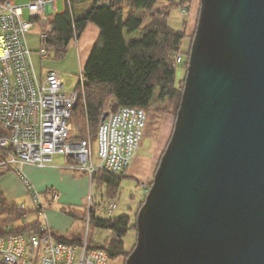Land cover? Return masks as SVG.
<instances>
[{
	"label": "water",
	"instance_id": "95a60500",
	"mask_svg": "<svg viewBox=\"0 0 264 264\" xmlns=\"http://www.w3.org/2000/svg\"><path fill=\"white\" fill-rule=\"evenodd\" d=\"M125 264H264V0H201Z\"/></svg>",
	"mask_w": 264,
	"mask_h": 264
},
{
	"label": "built area",
	"instance_id": "2783aa9c",
	"mask_svg": "<svg viewBox=\"0 0 264 264\" xmlns=\"http://www.w3.org/2000/svg\"><path fill=\"white\" fill-rule=\"evenodd\" d=\"M57 0H30L19 5L15 0L0 2V126L6 135L0 137V174L13 171L20 176L29 196V203L20 204L23 219L28 223L32 210L37 215L38 228L29 234L0 236V257L3 264H107L109 257L102 249L88 248V233L82 244L59 243L51 234L45 216L42 194L25 174V165L44 167L52 163L53 155L66 159L72 171H86L90 180L95 173L120 174L128 170L139 149L147 126V110L122 106L117 110L107 105L97 130V162L90 137L74 139L72 110L80 96L85 97V77L82 70L79 89L69 91L55 70L38 71L27 33L34 22L42 44L38 50L41 62L48 55L47 37L52 30L49 11L57 10ZM70 5L69 0H64ZM28 9L29 18L24 17ZM186 10L182 9V13ZM79 44L77 38L74 39ZM184 54L176 56L182 62ZM78 87V88H79ZM148 191L147 182H142ZM54 198L58 196L52 190ZM89 204L86 225L94 210ZM116 201H110L105 211L112 215Z\"/></svg>",
	"mask_w": 264,
	"mask_h": 264
},
{
	"label": "trees",
	"instance_id": "16d2710c",
	"mask_svg": "<svg viewBox=\"0 0 264 264\" xmlns=\"http://www.w3.org/2000/svg\"><path fill=\"white\" fill-rule=\"evenodd\" d=\"M7 1L10 0H0ZM69 1L70 5L66 4L64 11L48 16V22L53 26L46 40L49 52H53L57 57L65 56L70 43L81 37L89 22L94 23L100 31L83 69L85 103L83 96H80L72 110V118L74 113L78 116L76 119L79 126V134L74 139L86 138L83 133L87 128L86 123L96 127L108 104L112 105L113 110L122 106L142 107L147 110L157 91V98L161 101L176 100L177 116L184 85L179 86L181 79H176V56L182 53L184 41H189V49L187 52L183 50L186 53V67L188 66L190 42L194 36L193 33H187L188 18H185L181 29H176L169 25V15L170 9L176 6L189 11L193 0H168L171 1L168 4L170 9L165 13L156 10L160 0H93L85 10H77L85 0ZM138 31L141 37L127 43L126 34L131 35ZM78 87L79 84L77 89ZM6 133L0 126V137ZM120 175L121 173L104 175L103 183L108 185L107 193L110 198L114 197L108 192L110 188L119 189L122 179ZM62 210L76 219L83 218L86 221V210L82 213L71 207H64ZM7 211L16 213L23 220V229L6 230L0 226V236L14 233L27 235L38 228L35 223H26L23 219L24 211L7 204L0 195V217ZM134 216L133 221L129 215L102 218L92 213L89 220L88 248L106 251L109 260L128 257L133 249L126 248L124 239L130 229L136 228L137 231V216ZM92 225L108 229L112 235L103 242L95 243L90 235ZM50 232L59 243L82 244L84 240V234L67 237L54 234L52 229Z\"/></svg>",
	"mask_w": 264,
	"mask_h": 264
},
{
	"label": "rangeland",
	"instance_id": "374dc122",
	"mask_svg": "<svg viewBox=\"0 0 264 264\" xmlns=\"http://www.w3.org/2000/svg\"><path fill=\"white\" fill-rule=\"evenodd\" d=\"M29 1L30 0H15V2L19 5H25ZM166 1L168 0L159 1L156 5V10L159 9L160 11H163L162 13L168 12L170 6L167 5L166 7ZM81 6L82 5L77 7L78 8L77 10H80L79 8ZM200 6H201V0H193L190 10L185 13H182V9L177 6L172 7L170 9L169 25L172 28L181 29L185 18H188V20H190L191 18L192 23L190 27L194 36L199 18ZM56 7H57V11L64 10L66 7L64 0H57ZM50 13L51 12L49 11V15ZM24 17L29 18V13L27 8L24 9ZM39 28H40L39 24L37 22H34L33 27L27 33V42L30 49L32 50V56L35 67L39 72L48 69L57 71L60 77L63 79L65 88L67 90L73 91L74 89H77V86L79 84L80 74L85 67L83 65V59H82L83 56L81 55V48H80L81 45L79 44L76 45L75 40H73L69 45V49L67 50V53L63 57L55 56V54L53 52H49L50 50L48 49L47 57L43 60V62H41L40 55L38 54V50L41 49L42 47L38 33ZM138 32L140 33V31ZM191 42H190V48H191ZM188 45H189V41L185 40L182 49V53L184 54V61L176 65V79L177 80L181 79L179 81V86L184 85L185 82V75L187 72V67L185 63V59H186L185 52H187V49H189ZM183 50L186 51L184 52ZM78 89L82 91V88L79 87ZM157 94L158 91L156 92L154 99L147 108L148 126L145 132V136L133 158L130 167L128 168V170L124 171L120 175L122 176V179L120 182L119 189L117 188L115 190L114 187H111L108 192L114 197L110 198L107 193L108 185L107 183H103L104 175L109 173L107 172L95 173L92 176V179L90 180L91 181L90 185L92 187L91 192L90 190L87 192L88 194L85 199V203H86L85 210L87 213H88L89 204L91 202V198H90L91 197L90 194H91L93 200L92 211L99 210L98 212H96V215L99 217L115 218V217H120L122 215H129L131 218H133L134 221L135 220L134 215L136 216L138 215V212L148 193V191L144 190L142 182H147L150 189L151 187L150 184L153 181L157 166L169 143L176 120V115H175L176 100L166 99L165 101H161L157 98ZM82 100L85 103V97H83ZM77 117L78 116L75 115L74 113V116L72 118V123L74 125L73 126L74 137L79 134L78 132L79 126L77 122L78 120L76 119ZM86 124H87V128L85 131H83V133L84 135H86V138L90 137L92 141L94 148V161L97 162L96 136H97V127L99 123L94 128L88 125V123ZM150 165L151 166L153 165L154 173L149 177L139 176V174L141 173L140 170ZM82 172H86V171L83 170ZM86 173L90 179L89 173L88 172ZM111 200L116 201L117 208L115 209L112 215H109L105 211V207ZM3 223H4V218H1L0 224L2 225ZM84 223H85L84 232L88 233L89 227H87L86 221H84ZM90 235L93 242L100 243L103 242L104 239H106L107 237L111 236L112 232L108 229H103L92 225L90 230ZM136 236H137L136 228L130 229L128 231L124 239L126 248L128 250L130 249L132 250L134 248L136 244ZM126 259L127 257L126 258L117 257L109 260L107 264H125Z\"/></svg>",
	"mask_w": 264,
	"mask_h": 264
},
{
	"label": "crops",
	"instance_id": "0c3cea01",
	"mask_svg": "<svg viewBox=\"0 0 264 264\" xmlns=\"http://www.w3.org/2000/svg\"><path fill=\"white\" fill-rule=\"evenodd\" d=\"M92 1L93 0H85L79 9H87L92 4ZM168 4L169 2L166 1V6ZM62 11L56 10L54 13ZM191 23L192 20L190 18L189 24L187 26L188 35L192 33L190 27ZM99 33V28L94 23L89 22L81 37L78 39L79 45H81L80 48L81 55L83 56L82 59L84 66L88 60L92 48L99 37ZM140 37L141 33L139 32L131 35L126 34L125 36L127 43L134 39H139ZM23 170L42 194L43 202L46 205V214L45 216H41V220H44V218L47 219L50 228L56 235H63L67 237H71L76 234L83 235L85 233V223L83 218L76 219L65 213L62 208L71 207L72 209L81 213L85 211V199L88 194L87 192L89 190L91 192L92 189L90 185L91 181L87 176V173L68 169L66 166L65 157L60 154L53 155L52 163L47 166L39 167L28 164L24 166ZM140 171L141 173L139 176L149 177L154 173V167L153 165H150L142 168ZM52 190L57 191L58 196L56 198L53 197ZM0 195H2L7 204L16 206L18 210L20 204L29 203L30 201L27 190L20 176L13 171H7L0 174ZM1 218H4V223L2 225L0 224V226L5 227L6 230L8 228L23 229L21 228L23 225V220L20 219L16 213L7 211L1 215L0 219ZM36 222V212L32 211L29 214L28 223H35L36 227ZM0 264H3L1 262V257Z\"/></svg>",
	"mask_w": 264,
	"mask_h": 264
}]
</instances>
